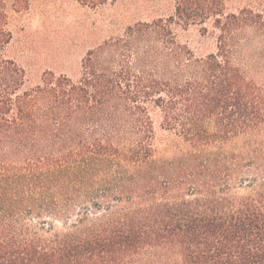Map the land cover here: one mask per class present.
Wrapping results in <instances>:
<instances>
[{"label":"trees","instance_id":"16d2710c","mask_svg":"<svg viewBox=\"0 0 264 264\" xmlns=\"http://www.w3.org/2000/svg\"><path fill=\"white\" fill-rule=\"evenodd\" d=\"M172 1L179 21H211L215 51L177 44L172 17L137 22L87 51L77 81L45 74L20 93L23 70L0 57V264L169 247L181 264H264V89L237 64L264 0Z\"/></svg>","mask_w":264,"mask_h":264},{"label":"rangeland","instance_id":"374dc122","mask_svg":"<svg viewBox=\"0 0 264 264\" xmlns=\"http://www.w3.org/2000/svg\"><path fill=\"white\" fill-rule=\"evenodd\" d=\"M0 1V24L6 21L11 34L9 44L0 48V57L9 59L23 70L24 85L19 93L42 85L45 74L48 77L50 74L54 77L63 75L77 81L87 51L108 38L122 35L125 27L137 22L150 23L172 17L170 31L177 44L195 56L215 51L211 21L200 24L179 21L173 16L172 0H116L98 7H87L77 0ZM225 5L236 6L231 0H225ZM241 38L244 42L237 64L264 89V34L245 30ZM154 127L157 144L163 148L171 137L157 122ZM251 176V172L244 170L239 179L250 180ZM130 264L181 262L178 249L169 247L164 253L144 251Z\"/></svg>","mask_w":264,"mask_h":264}]
</instances>
